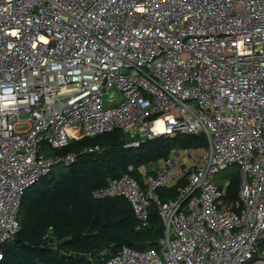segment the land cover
I'll return each mask as SVG.
<instances>
[{
  "label": "built area",
  "instance_id": "1",
  "mask_svg": "<svg viewBox=\"0 0 264 264\" xmlns=\"http://www.w3.org/2000/svg\"><path fill=\"white\" fill-rule=\"evenodd\" d=\"M115 130L127 146L204 144L93 192L125 197L138 229L152 205L164 223L158 248L125 245L103 264H264V0H0V263L25 192L78 158L42 146ZM233 166L231 202L217 176Z\"/></svg>",
  "mask_w": 264,
  "mask_h": 264
},
{
  "label": "trees",
  "instance_id": "2",
  "mask_svg": "<svg viewBox=\"0 0 264 264\" xmlns=\"http://www.w3.org/2000/svg\"><path fill=\"white\" fill-rule=\"evenodd\" d=\"M127 143L125 134L115 130L72 139L67 146L50 152L43 145L47 156L76 153L78 158L58 175L43 177L25 192L18 214L19 231L5 244L0 264H103V257L125 245L137 250L158 248L164 223L155 205L150 208L149 225L138 229L139 222L125 197L96 198L93 192L126 173L141 179V165L167 159L174 149L204 144V138L160 136L139 146ZM96 145L101 152H84ZM230 168L225 199L234 202L240 169ZM181 185L160 187L158 193L163 200L175 198Z\"/></svg>",
  "mask_w": 264,
  "mask_h": 264
},
{
  "label": "rangeland",
  "instance_id": "3",
  "mask_svg": "<svg viewBox=\"0 0 264 264\" xmlns=\"http://www.w3.org/2000/svg\"><path fill=\"white\" fill-rule=\"evenodd\" d=\"M47 152H50L51 150H52V148L51 147H47ZM157 163L156 162H151V163H148V164H146V168L148 169V170H152V169H154L155 167H157ZM67 168V165L66 164H58V165H55L54 166V168H53V172L52 173H54L55 175H58L60 172H62L63 170H65ZM231 169L232 168H230V169H228L227 170V172H226V170H225V172H222V173H220L218 176H217V179L219 180V181H224V180H230V172H231ZM225 174V175H224Z\"/></svg>",
  "mask_w": 264,
  "mask_h": 264
}]
</instances>
